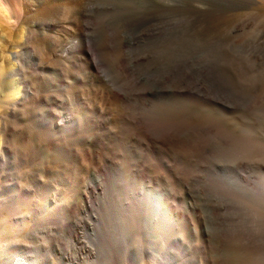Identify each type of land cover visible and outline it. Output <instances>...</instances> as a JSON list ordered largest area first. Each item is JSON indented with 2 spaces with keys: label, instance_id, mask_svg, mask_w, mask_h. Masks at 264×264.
Segmentation results:
<instances>
[{
  "label": "rangeland",
  "instance_id": "374dc122",
  "mask_svg": "<svg viewBox=\"0 0 264 264\" xmlns=\"http://www.w3.org/2000/svg\"><path fill=\"white\" fill-rule=\"evenodd\" d=\"M158 1L109 0V3H114L115 6L106 12L108 16H106L105 29L113 34L115 33L114 28H117L134 41L147 33L148 29L145 26L148 25L152 30L154 23L156 24L154 28H159L160 32L166 34L170 32V43L165 48L155 39L153 40L156 43L149 41L151 42L148 44L149 47L155 44L159 45V49H163L160 53L161 59H158L159 62L151 60V63L150 60H142L143 65L138 63L136 71L129 70L125 47L117 45V40L113 39L111 34H108L106 54L99 52L93 46L89 50L92 53V61L95 58L96 61L98 60V64L95 60L93 61L97 72L101 73L104 71L101 69L114 63L119 75L126 78L128 85L130 84L129 91L135 93L140 99L139 104L129 101L126 106L121 107L122 120L125 124L119 129H121L125 144L118 145L116 142L105 140L104 144L102 142L100 145V152L111 156L121 168L129 171L127 162L133 160L130 150L135 149L136 154L145 157L148 166L144 170V174L148 176L146 180L158 177L152 184L151 190L166 188L169 192L174 190L173 193L179 194L180 191L183 193L184 196L179 194L180 201L177 207L186 217L188 216L192 224H195L193 227L197 228V235H199L197 241L205 250L202 255L198 256L196 254L198 250L193 248L187 252V255H184V252H179V249L175 247L171 250V255L177 259L176 264L181 263L183 256H186L183 259L187 262L186 264H264V0H245L242 3L236 2L237 0H176L174 4L176 8L167 10L169 29L163 27L158 20L154 22L151 11L159 8ZM126 2L133 4V11L139 10L136 22L132 19L130 12L125 11ZM217 17L224 18L216 25L212 20ZM94 20L97 25L100 24L97 17ZM129 20H133L132 24H129ZM142 38L146 40L149 36ZM149 47H141L142 49L139 48V50L143 52ZM124 55L125 61L122 58ZM39 63L42 66L45 65L39 70L43 87L38 90L43 99L34 106L29 104L25 108L24 106L20 108L17 117L11 116L6 121L0 122V189L4 182L2 179L3 161L8 157V153L18 155L22 160H28L25 170L31 171L41 168L49 157L48 137L56 139L62 135L63 139L65 138L64 141L68 139L66 133L63 135L50 126H40L35 123L32 109L35 108L37 111L39 109L41 112L47 104L51 105L56 93L70 96L77 93V88L92 85L91 81L85 77L91 74V67L86 64L85 60L75 63L61 62L64 74L59 70L60 62L53 63L46 59ZM134 73L143 78L142 81L139 80V85L133 83L136 78ZM62 77L65 78L68 88L64 89L61 85ZM157 81L159 84H155L158 83ZM48 82L52 83L51 88H44ZM163 86L168 89L170 94H167L169 95H159L161 99L157 95L153 100H147L144 97L145 91L154 90L155 92L156 89L161 90ZM200 87L209 92L213 103L207 105L198 103L196 97ZM186 90L189 91L188 95H185ZM31 92L36 94L38 91L31 90ZM78 99L73 100L74 104L76 102L79 105L82 117L89 116L92 122L89 127L91 133L101 137L106 136V129L95 125L99 121L103 122V117L93 112L94 100ZM159 100H164L169 109L172 108L171 114L166 118L145 113L148 102H159ZM220 105L228 110H224ZM73 109L68 107L63 112L67 115L73 113L77 115L78 111ZM176 109L180 114H174ZM2 111L3 108H0V113ZM40 117L42 116H38ZM214 128L218 130V136H214ZM183 129L188 131L183 133ZM142 133L171 140L169 145L171 149L170 174L166 175L160 166V161L151 156L149 152L147 153L145 146L141 149L139 146V148L135 147L134 143L128 142L130 139L138 140L139 134ZM81 143L77 142L78 145ZM81 145L84 146L83 143ZM76 169V172H80L82 168L80 169L78 165ZM104 170L110 174L108 179L111 177L116 179L121 173L112 167H105ZM80 174L85 177L82 172ZM165 175L171 177V191L168 184L162 183V177ZM69 185L61 184L60 193L71 196L70 201L78 203L80 201L79 188L76 185ZM142 186L144 185L138 181L133 183L136 189H141ZM1 191L0 195L1 193L3 195ZM112 194L115 193H107L105 198L115 199V195L112 196ZM44 195L41 196V202L47 203L51 193L45 190ZM172 199L173 197L171 201ZM137 202V206H143L141 202L144 201L139 199ZM111 207L112 209L108 207L107 222H104V225L103 222L102 224L96 222L99 225L95 224L98 228L96 235L98 239L90 236L88 232L84 241L103 243L104 251L107 252H111L112 244L121 243L126 253L121 252V258L125 256V260L122 259L124 264H154V257H156L154 255L159 254L158 247L155 246L157 250H150L151 246L146 242V235L141 232L142 228L134 226L135 217L140 215L139 211L135 208L130 209L128 213L124 211L123 206ZM21 210L22 213L13 211L17 214V218L14 215L12 218L11 214L10 217L5 212L3 218L7 220L10 218L9 222L7 224L0 222V226L2 225L0 227V264H7V259L25 256L21 253L23 250L21 243L32 242L30 234L36 217L32 214L28 215L29 212L24 207H21ZM141 218L140 215L139 219ZM114 225L121 230L124 226L128 227L127 231L131 229L133 232L130 231L127 236H122L114 231ZM60 238L63 246H70L69 234H64ZM141 246L146 251L143 256H139L140 253L137 251L139 247L142 248ZM27 253L31 256L30 251ZM79 258V264L81 262L82 264H107L104 257L100 258L101 261L95 259L92 260L93 262L84 260L82 255ZM47 263L51 264V260H47L44 264ZM67 263V261L63 263L59 260L55 261V264Z\"/></svg>",
  "mask_w": 264,
  "mask_h": 264
},
{
  "label": "bare ground",
  "instance_id": "6f19581e",
  "mask_svg": "<svg viewBox=\"0 0 264 264\" xmlns=\"http://www.w3.org/2000/svg\"><path fill=\"white\" fill-rule=\"evenodd\" d=\"M244 1L237 0L236 2L242 3ZM175 2L176 0H159L157 2L159 8L151 11L154 22L158 20L163 27H168L169 29L167 10L170 11L173 7L176 8ZM114 6L115 4L109 3V0H0V108H3V111L0 113V122L6 121L11 116L17 117L20 108L23 106L25 108L29 104L34 106L43 99L38 90H41L43 87L39 70L45 65L42 66L39 63L40 61L47 59L51 60V62L53 61V63L60 62L59 66L61 67L59 70L64 74L61 62L75 63L79 60H85L86 64H89L91 67L90 76L85 77L92 83V85L90 84L91 86L88 84V87H76L78 89L77 93L74 91L75 94H71L70 96L59 93L53 94L54 99L51 105L47 104L41 112L39 109L38 111L35 108L32 109L35 123L40 126H50L60 134L66 133L68 138L64 141L65 138L63 139L62 135L56 139H54L55 137H52V139L48 137L49 148L47 151L49 157L45 162L43 161L44 164L41 168L35 166L37 169L31 171L25 170L28 160H22L18 155L14 156L9 153L7 154L8 157L3 161L2 179H4V182L2 189H0L3 192V195L2 193L0 195V222L3 224L9 222L10 218L8 220L3 218L5 212L9 216L11 214L12 218L14 216L17 218V214L13 211L22 213L21 207H24L29 212L28 215L32 214L36 217L34 228L30 234L32 242H27L28 244L25 242L21 243L23 248L21 253H24L25 256L7 259V264H31V261L35 262L34 264H44L47 260H51V264H55L56 260L62 263L63 261H67V264H79V256L81 255L87 261L95 259L101 261L100 258L104 257L107 264H124L122 259L125 260V256L121 258V252L125 250L123 251L121 243L118 245L112 244L111 252H107L104 251L103 243L98 241H89L87 243L84 241L85 235H88V232L90 236L97 237L98 239V236H96L98 228L95 224H97L96 222L99 224L103 222L104 225V222H107L108 207L112 209L111 206H123L124 211L128 213L130 209L134 210L135 208L139 211L138 214L141 215L143 220H141L142 218L139 219L140 215H138L135 217L136 224L134 226L142 228V231H140L146 235L145 240L151 246L150 250H157L156 247H158L159 254H155L154 256L156 257L153 256L155 260L154 264L178 263L177 259L171 255V250L175 247L179 249V252H184V255H187V252L193 250V248L194 250H198L197 252L195 251L198 256L204 253L205 249L197 241L199 235H197V228L193 227L195 224H192L187 218L188 216L186 217L177 207L181 191L179 194L177 192H174V194V190L171 191L170 188L171 177L170 175L169 177L166 176L170 174L171 170V149L169 147L171 140L142 133L139 134L138 140L130 139L128 142L134 143L137 148L145 146L147 153L149 152L151 156L160 161V166L166 173L165 177H162V183L168 184L172 193L166 188L163 190H151L152 184L158 177H151L150 180H146L148 176L144 174V170L148 166L145 157L136 154L135 149L130 150L133 160L127 162L130 168L129 171L121 168L116 161H113L111 156L100 152V145L102 142L104 144L105 140L116 142L118 145L125 144L121 129H119L121 125L125 124L122 120L123 112L121 107L122 105L126 106V103L129 101H133L135 104H139L140 101L135 93L129 91L130 84L128 85V82L125 80L126 78L119 75V71L116 70L114 63H107L108 65L106 64L107 66L101 69L104 71L99 73L93 64L96 58L93 61L91 59L93 58L91 57V51H89L92 48L91 46L96 47L99 52H105L106 54L108 34H111V32L108 33L105 29L106 16H108L106 12L110 11ZM124 8L126 12H130L132 19L136 22V15L139 16V10L133 11L134 6L129 2L124 4ZM184 9L186 10V8ZM96 17L100 21L98 25L94 22L96 21L94 20ZM219 17L213 18L212 22L217 25L225 16ZM133 20H129V24H132ZM155 26L156 24L154 23L152 30L148 25L145 26L148 31L142 37L148 35L149 38L145 40V38L140 37L138 40L135 39V41L128 38L119 29L114 28L115 33L111 34V37L113 36V39L117 40V45L125 47V52L128 55L129 70L136 71L138 63L141 64L144 60L159 62L158 59H161L160 53L163 49H159V45L153 44L154 46L149 47L148 44H151L149 41H154L153 39H155L157 43L160 42L165 48L170 43V32L169 34L160 32L159 28H154ZM141 47L149 48L141 52L139 50ZM122 58L125 61V55ZM164 58H162L163 62L165 61ZM99 63L102 64L100 61ZM31 66H33L32 69ZM63 77L61 78V85L65 89L68 88V84H66ZM149 78L152 79L151 77ZM141 79H143L141 75H136L133 83L138 84L139 80L142 81ZM155 84H159V82ZM161 84L163 85V83ZM148 85L150 84L148 83ZM51 86L52 83L48 82L44 85V88H51ZM163 87L161 90H158L160 91L159 93L157 89L155 92L154 90L151 92L145 91L144 97L147 100H153L156 99L154 96L157 95L158 98H160L159 95H169L168 89ZM31 90L38 92L34 94ZM186 91L188 93L185 92V95H188L189 91ZM198 91L199 94L196 97L198 103L201 105L213 103L208 91L202 87ZM78 98L81 100H94L93 112L103 117V122L99 121L95 125L106 129V136L102 134L104 137H101L91 133L89 127H91L92 122L89 116H87L88 118L86 116L82 117L79 112V105L76 102L74 104L73 100H77ZM68 107H72L74 108L73 110L78 111L77 115L74 113L65 114L63 111ZM246 107L249 108L248 106ZM222 108L228 110V108L223 106ZM145 109L147 110L145 112L147 115L155 114L159 117L165 116V118L172 111V108L169 109L168 104L164 100L148 102ZM26 110L28 111L29 108ZM140 110L142 109L140 108ZM174 114H180V112L176 109ZM38 116L42 117L38 118ZM139 116L141 117V115ZM121 120L122 122H120ZM109 126H112V128H108ZM214 129V136H218V130ZM186 131L188 130H182L183 133ZM209 135L206 136L209 137ZM173 140L176 139L173 138ZM77 142H82L84 146L81 143L80 147ZM105 153L107 154V152ZM78 165L80 169L82 168L80 172L85 177H82L80 172H76ZM105 167H112L115 171L121 172L119 177L108 179L110 174L104 170ZM43 177L45 178L43 179ZM86 179H88L87 182ZM134 181H138L144 186L141 189H136L133 187ZM64 183L76 185L79 188L80 201L78 203L71 202V196L69 197L67 194L60 193V185ZM45 190L51 193V197L47 203H42L41 196L44 195ZM109 192L115 193L112 194V196L115 195V199L105 198ZM181 194L183 195V193ZM171 197H173L172 201ZM139 199L144 201L141 202L143 206L139 205V207L136 205ZM127 228L124 226L121 230L117 225L113 226L114 231L119 232L122 236H127V233L130 231L133 232L131 229L127 231ZM64 234H69L71 240L70 246H63L61 243L60 237ZM141 249L143 247L137 249L138 253H140L139 256H143L144 252H146L144 249L140 251ZM28 251L31 252V256L27 253ZM197 255L196 257H198ZM185 257L183 256L182 260L180 259L181 263L179 264L187 263L183 260ZM134 262L136 261L134 260Z\"/></svg>",
  "mask_w": 264,
  "mask_h": 264
}]
</instances>
